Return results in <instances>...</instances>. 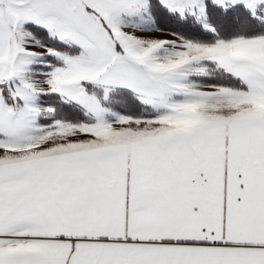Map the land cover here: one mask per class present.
Returning <instances> with one entry per match:
<instances>
[{
  "label": "snow or ice",
  "instance_id": "snow-or-ice-1",
  "mask_svg": "<svg viewBox=\"0 0 264 264\" xmlns=\"http://www.w3.org/2000/svg\"><path fill=\"white\" fill-rule=\"evenodd\" d=\"M0 264H264V0H0Z\"/></svg>",
  "mask_w": 264,
  "mask_h": 264
}]
</instances>
